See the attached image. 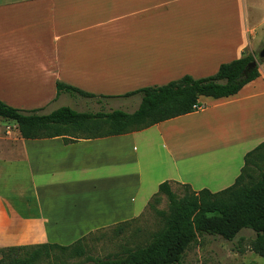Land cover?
Segmentation results:
<instances>
[{
	"label": "crops",
	"instance_id": "1",
	"mask_svg": "<svg viewBox=\"0 0 264 264\" xmlns=\"http://www.w3.org/2000/svg\"><path fill=\"white\" fill-rule=\"evenodd\" d=\"M263 27L264 0H0V101L47 114L65 95L57 82L115 97L207 77ZM258 71L235 95L127 134L66 143L0 124V249L89 239L139 218L164 181L232 185L264 142V62Z\"/></svg>",
	"mask_w": 264,
	"mask_h": 264
},
{
	"label": "trees",
	"instance_id": "2",
	"mask_svg": "<svg viewBox=\"0 0 264 264\" xmlns=\"http://www.w3.org/2000/svg\"><path fill=\"white\" fill-rule=\"evenodd\" d=\"M254 55L243 52L236 60L223 63L213 75L195 79L182 76L163 85L147 86L122 96H96L67 84L56 83V97L65 93L71 97L94 99H118L140 97L137 108L132 112L114 109L110 112L76 111L60 107L44 114L41 109L21 110L0 101V118L14 122L24 139H41L64 136V141L122 135L149 128L163 121L195 112L199 97L215 99L237 94L247 83L259 76L258 66L242 77V71ZM263 165L256 178L251 175V166ZM172 184L186 191L179 197ZM161 195L168 202L167 212L155 206ZM154 211L162 226L148 235L143 243L124 244L117 252L84 264H183L186 252L203 236L219 237L234 241L242 230H251L254 236L246 249L240 244L236 253L250 251L264 257V142L258 144L244 156L240 174L229 187L212 193L207 189L194 191L188 184L164 181L147 203L146 209ZM138 220V218L133 219ZM131 220V221H133ZM115 227L120 235L121 226ZM240 237V236H239ZM244 240L239 238V241ZM82 240L64 247L57 244H40L0 249V264L11 251H22L23 258H14L11 264H35L42 257H50L58 250L70 257H79L83 250Z\"/></svg>",
	"mask_w": 264,
	"mask_h": 264
},
{
	"label": "rangeland",
	"instance_id": "3",
	"mask_svg": "<svg viewBox=\"0 0 264 264\" xmlns=\"http://www.w3.org/2000/svg\"><path fill=\"white\" fill-rule=\"evenodd\" d=\"M259 42L252 49L246 50V53L255 55L257 50L264 44V27L259 32ZM140 102V97L136 96L129 99L103 100L96 102L94 99H84L81 97H70L64 95L57 100L52 106L54 109L68 106L76 111L90 112H110L114 109H120L126 112L134 111ZM8 121L0 120V124ZM9 123V122H8ZM12 124V123H10ZM8 127V126H7ZM13 130V124L8 129ZM262 163L258 166H251V175L256 178L262 169ZM172 190L179 197H182L186 191L172 184ZM159 210H168V202L165 196L161 195V202L155 206ZM160 219L154 211L145 209V212L138 220L128 221L127 224L121 226L120 235L115 234V228L98 234H92L89 239H81V248L83 250L79 257H70V253H61L55 250L48 258L42 257L35 264H84L91 259H102L107 255L113 254L124 244L135 245L143 243L148 239V235L156 231L162 226ZM244 240L239 241L240 237ZM239 236L232 242L225 241L219 237L203 236L194 244L185 254L183 264H264V257H260L254 253L247 255L250 251H246L243 255L236 253L235 248L240 246L245 248L249 244V240L254 236L251 230H242ZM245 261H239L238 257H245ZM1 258V254H0ZM14 258H23L22 251H11L1 264H11ZM254 260V261H253ZM251 261H253L251 263Z\"/></svg>",
	"mask_w": 264,
	"mask_h": 264
},
{
	"label": "water",
	"instance_id": "4",
	"mask_svg": "<svg viewBox=\"0 0 264 264\" xmlns=\"http://www.w3.org/2000/svg\"><path fill=\"white\" fill-rule=\"evenodd\" d=\"M262 62H264V44L257 50L253 57V60L247 63L242 71V77L246 78L247 74Z\"/></svg>",
	"mask_w": 264,
	"mask_h": 264
},
{
	"label": "built area",
	"instance_id": "5",
	"mask_svg": "<svg viewBox=\"0 0 264 264\" xmlns=\"http://www.w3.org/2000/svg\"><path fill=\"white\" fill-rule=\"evenodd\" d=\"M202 108H203V106H201L200 104L194 106V109H195L196 111H199V110H201Z\"/></svg>",
	"mask_w": 264,
	"mask_h": 264
}]
</instances>
